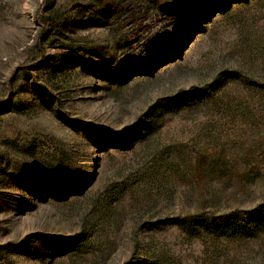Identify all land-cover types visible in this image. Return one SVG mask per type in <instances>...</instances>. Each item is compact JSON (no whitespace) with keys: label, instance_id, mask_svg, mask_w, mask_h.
Here are the masks:
<instances>
[{"label":"rangeland","instance_id":"374dc122","mask_svg":"<svg viewBox=\"0 0 264 264\" xmlns=\"http://www.w3.org/2000/svg\"><path fill=\"white\" fill-rule=\"evenodd\" d=\"M0 264H264V0H0Z\"/></svg>","mask_w":264,"mask_h":264},{"label":"trees","instance_id":"16d2710c","mask_svg":"<svg viewBox=\"0 0 264 264\" xmlns=\"http://www.w3.org/2000/svg\"><path fill=\"white\" fill-rule=\"evenodd\" d=\"M44 2H47V0H43ZM42 36L46 35L49 31L56 28L59 23V18L54 15L50 16L48 18H44L42 21Z\"/></svg>","mask_w":264,"mask_h":264}]
</instances>
